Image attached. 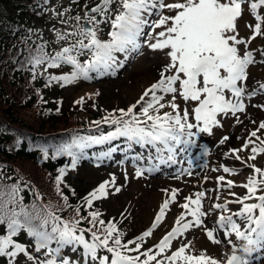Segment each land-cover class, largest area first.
I'll return each mask as SVG.
<instances>
[{
    "label": "snow or ice",
    "instance_id": "snow-or-ice-1",
    "mask_svg": "<svg viewBox=\"0 0 264 264\" xmlns=\"http://www.w3.org/2000/svg\"><path fill=\"white\" fill-rule=\"evenodd\" d=\"M244 3L249 4L257 21L254 27L249 25L253 33L249 40L239 39L236 34V21L242 15L241 6ZM114 4L117 6L115 10L112 8ZM261 7H264V0H182L169 4L160 3V0H99V3L84 14L83 19L89 27L80 25L82 17L76 16V31L66 34L57 32L58 41L75 37L68 46L49 55L45 46L40 45L30 57L28 63L32 66L33 79L35 69L42 64H47L49 68L62 64L72 67L70 74L49 76V83L55 81L70 84L78 79H91V73L103 75L114 67L121 66L116 53L128 54L141 48L139 38L151 35L145 33V28L149 26L153 29L163 28L152 36L155 42H148V47L153 51H163L169 62L160 72V79L145 90L136 104L127 110L120 109L119 117L110 115L104 118V123L116 126L115 131L99 137H76L71 142L56 147L53 158L69 156L72 158L71 167L75 169L78 160L83 157V150L90 145L126 137L129 142L151 146L158 155L166 152V159L172 161L178 150H186L192 145V137L197 135L193 129L200 133H211L213 127L222 126L218 116L231 114L235 117L238 112H243L245 88L242 85L247 80V69L250 64L255 63V58L251 51L241 55L238 46L247 45L257 36H264V17L258 14ZM157 8H167L174 11L175 15L161 16L158 21H151L149 17ZM102 23L110 26V39L106 41L101 40L98 35ZM260 54L264 56V51ZM85 55L90 56V59L82 63L79 57ZM257 92H264V83H260L257 89L247 95L251 98ZM226 93H230L231 98L226 97ZM177 94L185 102H196V106L191 111L185 107L181 114L179 105L174 102ZM166 95L173 97L167 105L173 111L160 114L161 109L166 107L162 103ZM137 104L140 105L139 113L135 111ZM190 118L194 122H190ZM259 130H264V122L250 136L259 139ZM226 140L228 137H224L221 143ZM253 143L249 139L243 149ZM239 151L233 150L236 160H241L237 154ZM251 153L249 161H254L258 153H264V140L260 141V146H253ZM47 154L45 149V157ZM243 163L251 169L247 182L243 185L247 193L232 201L242 207L229 215L221 214L215 221V227L208 229L203 220L208 213L202 210V200L206 193H196L195 199L186 198L188 202L181 205L186 211L177 218L172 230L161 239L155 254L151 249L141 252V244L137 241L122 243V233L116 224L111 221L105 223L99 218L98 211H90L85 217L80 215V209L77 208L76 216L65 221L52 211L50 205L39 204L36 199L26 205L21 195L24 188L19 183L0 184V226L6 233L0 234V257H6L7 264H15L16 257L20 254L32 264H78L67 257L57 260L62 250L70 246L73 251L82 248L84 264H89V260L92 264H218L217 260L209 259L203 254H186L188 245H182L163 260L157 259L171 247L174 239L192 228L203 227L213 243L226 242L231 246L232 254L227 258L226 264H250L253 253L264 251V194L257 195L258 191H264V169L247 161ZM66 171V168L59 170L56 177L57 191ZM223 171L236 174L235 170L228 167H223ZM136 175H142V170H138ZM218 180L224 182L225 178L220 176ZM226 183L231 188L234 182L229 180ZM110 185H115L114 176L111 181L99 184L85 197V204L89 209L94 201L109 195ZM120 190L119 187L114 188L116 193ZM176 195V190H173L170 199L163 202L152 229L163 220L169 204L176 200ZM63 199L67 205V196H63ZM253 199L256 202H248ZM212 207L221 213L229 211L227 204H215ZM188 216L192 219H187ZM86 219L91 225L87 229L79 226ZM152 229L145 231L137 240L143 241L145 237L151 236ZM22 231L33 238L37 253L43 250L44 259L33 256L25 245L14 239ZM218 232L223 234V240L216 235ZM86 233H90V239H86ZM233 236L235 241L231 239ZM53 244L56 246L52 247ZM129 244L136 246L130 248ZM101 250L111 254V259L108 255L98 256V251ZM132 252L138 255H130ZM141 257L144 259L141 260Z\"/></svg>",
    "mask_w": 264,
    "mask_h": 264
},
{
    "label": "rangeland",
    "instance_id": "rangeland-1",
    "mask_svg": "<svg viewBox=\"0 0 264 264\" xmlns=\"http://www.w3.org/2000/svg\"><path fill=\"white\" fill-rule=\"evenodd\" d=\"M173 2H182V0H160V3L164 4ZM97 3L99 0H50L44 6L35 9L38 14L35 18L23 17L17 28L29 35L32 42L38 41L40 45H44L49 55H54L56 51L68 46L75 39L70 36L67 41H58L57 32L66 34L76 31L78 27V22L74 19L76 16L82 17L79 21L80 25L89 27L90 25L86 24L83 17L85 12ZM116 7L115 4L112 5L113 10ZM241 7L242 15L236 21V34L239 39L249 40L253 34L249 25L254 27L257 21L248 3L242 4ZM13 14V10L0 7V23L13 17ZM258 14L264 17V7L258 9ZM174 15L175 12L167 8H157L149 19L158 21L161 16ZM100 29L99 38L105 41L110 39L108 35L110 26L102 23ZM162 30L163 28L146 27L145 33H151V35L139 38L141 48L137 52L128 54L116 53L118 64L121 66L114 67L103 75L98 76L96 73H91V79H78L70 84L55 81L49 83V76H60L57 72L69 71L72 67L65 64L55 68L40 65L36 83L39 86H46L45 96L50 101L63 99L69 103L76 99L81 101L83 98L81 109L87 112L86 116H94L98 119H104L110 115L119 117L120 109L127 110L136 104L145 90L160 79V72L169 62V58L163 51H153L148 47V42H155L152 36ZM262 31H264V24H262ZM238 47L241 55L246 51H251L255 58V63L250 64L247 69V80L242 85L245 88L243 97L245 110L238 112L235 117L231 114L218 116L222 126L213 127L211 133H200L197 129H193L197 135L192 137V145L186 150H178L170 164L167 163L168 154L166 152L158 155L151 146L138 148L139 144L129 142L126 137H118L103 144L90 145L83 150V157L78 160L75 169L71 167L72 158L67 156L66 182L86 193V196L99 184L111 181L113 176L115 177V185H110L108 188L109 195L94 201V209L107 222L115 220L118 216H125L135 228H140L138 234L143 235L145 231L152 229L161 205L165 200L170 199L172 191L176 190V200L169 204L163 220L155 229H152L151 236L145 237L149 242L148 248L153 254L158 251L156 246L161 239L175 226L177 218L186 211L181 207L188 202L186 198L195 199L196 193H206L202 200V210L208 215L203 220L204 225L211 229L215 227V221L221 214L229 215L235 212L234 205L242 207L232 201L241 195L244 197L247 193L243 185L247 182L251 169L243 161L264 169V153H258L254 161L248 160V157L252 155L251 148L260 146L261 140L251 137L250 133L256 131L259 124L264 122V107H262L264 106V92H257L251 98L247 95L257 89L260 83H264V56L260 54L264 51V36H257L247 45ZM88 59L90 56L87 55L79 57L82 63ZM53 72L56 73L52 75ZM226 97L231 98V94L226 93ZM172 99V95L165 96L162 103L166 107L161 109L160 114L173 111L167 106ZM174 102L179 105L181 114L185 107L191 111L196 106V102H185L178 94ZM135 111L139 113L140 105L137 104ZM237 117L239 122H237ZM190 122L194 120L190 118ZM115 127L112 130L104 129L97 134L85 137L107 135L108 132L115 131ZM262 132L264 130L257 131V135ZM224 137H228V140L222 144L221 140ZM249 139L254 143L249 144L247 149H243ZM233 150H240L237 154L241 160L234 158ZM223 167L235 170L236 174L225 173ZM138 170H142V175H136ZM220 176H224V182L218 180ZM229 180L234 182L231 188L226 183ZM115 187H119L120 192L116 193ZM261 194H264V191H258L257 195ZM248 202L256 201L253 199ZM215 204H227L229 211L221 213L220 210L213 209L212 206ZM190 206L194 207V205ZM187 219H192V217L188 216ZM216 235L223 240L222 233L218 232ZM231 239L235 241V236ZM191 242L196 243L198 249L191 244L193 249H187L186 254L192 252L191 255L196 256L203 254L209 259L217 260L218 264H226L227 258L232 254L231 246L226 242L213 243L201 227L192 228L174 239L171 247L157 259L163 260L164 257L171 256L182 245ZM26 243L28 251L36 255L35 241L27 240ZM55 246V244L52 245V247ZM81 251H83L82 248L73 251L70 246H66L57 260L67 257L70 261L84 264ZM240 254L243 255L242 252ZM0 261L7 264L6 257H0ZM15 264H32V262L27 261L26 257L20 254L16 257ZM89 264H92L90 260ZM150 264H155V262H150ZM177 264H183V262H177ZM250 264H264V251L253 253Z\"/></svg>",
    "mask_w": 264,
    "mask_h": 264
},
{
    "label": "trees",
    "instance_id": "trees-1",
    "mask_svg": "<svg viewBox=\"0 0 264 264\" xmlns=\"http://www.w3.org/2000/svg\"><path fill=\"white\" fill-rule=\"evenodd\" d=\"M38 2L0 0V7L14 12L13 17L0 23V184L19 183L24 188L21 195L26 205L36 199L39 204L50 205L56 215L68 221L76 216L77 208L80 215L85 217L95 209L93 206L91 209L87 207L86 194L69 185L65 176L57 191L56 177L61 168L67 167V156L53 158L54 150L76 137L108 126L104 119L86 116L87 112L81 109L83 102L78 103V99L69 103L63 99L48 100L45 96L46 86L36 83L38 67L33 79L28 60L39 45L32 43L25 32L16 28L23 17H35L34 7ZM70 73L59 72V75ZM45 149L47 157L44 155ZM63 196L68 198L67 205ZM111 222L122 233V243L137 241L141 244L140 251L148 249L146 238L143 241L135 239L140 228H135L125 216H118ZM79 226L85 229L91 227L87 219ZM0 234H6L2 226ZM85 235L86 239H90V233ZM14 239L23 245H27V240H33L24 231ZM191 244L197 248V244L192 242L189 250L193 249ZM135 246L129 244L130 248ZM26 248L29 250L28 246ZM104 255L111 259V254L98 251V256ZM33 256L41 260L45 258L42 252ZM0 264L4 263L0 261Z\"/></svg>",
    "mask_w": 264,
    "mask_h": 264
},
{
    "label": "bare ground",
    "instance_id": "bare-ground-1",
    "mask_svg": "<svg viewBox=\"0 0 264 264\" xmlns=\"http://www.w3.org/2000/svg\"><path fill=\"white\" fill-rule=\"evenodd\" d=\"M103 164H105V163H103ZM241 196H242V195H241ZM241 196H240V197H241ZM233 208H235V211H238V210L240 209L239 206L237 207V206H235V205L233 206Z\"/></svg>",
    "mask_w": 264,
    "mask_h": 264
}]
</instances>
